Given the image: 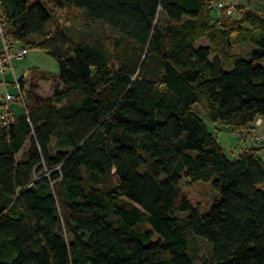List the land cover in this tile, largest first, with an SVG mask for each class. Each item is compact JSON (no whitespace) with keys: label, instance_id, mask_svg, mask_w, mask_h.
<instances>
[{"label":"trees","instance_id":"trees-1","mask_svg":"<svg viewBox=\"0 0 264 264\" xmlns=\"http://www.w3.org/2000/svg\"><path fill=\"white\" fill-rule=\"evenodd\" d=\"M217 3L0 0L5 40L59 68L19 78L28 115L0 124V264H264V148L230 160L208 127L264 119V13L214 22ZM73 9L115 36L47 33ZM41 82H57L52 97ZM184 180L218 199L202 211ZM192 239L210 248L203 262Z\"/></svg>","mask_w":264,"mask_h":264},{"label":"rangeland","instance_id":"rangeland-1","mask_svg":"<svg viewBox=\"0 0 264 264\" xmlns=\"http://www.w3.org/2000/svg\"><path fill=\"white\" fill-rule=\"evenodd\" d=\"M217 2V4L223 3L227 6H233L235 8V11L233 12L234 18L239 17L236 11L238 8L237 6L239 5H243L245 10L264 13V4L258 3V1L255 0H217ZM218 8L216 7L217 11L212 10L211 17L214 22L218 17ZM54 14V19L47 28V33L49 34L57 28H63L66 30L68 37L73 41H93L95 39H107L115 36L114 32L105 25L98 22L88 21L84 14L79 10H63L57 11ZM232 38V52L247 55L250 51V45L247 43L235 42V35H233ZM197 44L198 46L208 45V41L206 38H202ZM34 68L48 72L52 75H58L59 70L57 62L52 57L35 47L30 49L26 58L20 61H14V71L18 79L25 77L26 80H29L31 70ZM16 84L17 83L14 82V77L10 72L0 75V98H4L7 93L16 95L18 93V87ZM28 84L29 82L26 84V88L30 87ZM56 85L57 82L39 83L37 95L43 98L52 97ZM60 87L62 88L63 86ZM24 92L26 95V101L28 102V93L25 89ZM70 100L72 101H70L71 103H78V99L74 94L70 96ZM11 107L16 115L23 113V109L19 103H14ZM208 127L211 132L217 135L225 149L226 156L230 160L237 159L247 148H253L256 146L264 148V119L261 122V125L257 126V124L254 123L247 130H232L230 127H224L221 124H209ZM26 149H28V145L17 155L18 159L23 157ZM181 188L191 203L193 205H199L202 211L208 210L214 201L218 199V195L212 190L210 184H189L187 180H184L181 183ZM191 251L192 255L197 258L196 263H200L209 256L210 248L201 239H192Z\"/></svg>","mask_w":264,"mask_h":264},{"label":"built area","instance_id":"built-area-1","mask_svg":"<svg viewBox=\"0 0 264 264\" xmlns=\"http://www.w3.org/2000/svg\"><path fill=\"white\" fill-rule=\"evenodd\" d=\"M219 7V8H218ZM218 12L225 10L228 15L233 13V7L227 6L223 3L218 4ZM5 25L0 19V75L10 72L14 77V82L17 83L18 93L16 95L7 93L5 97L0 98V124L8 126L15 122L17 115L13 112L12 104L19 103L23 109V113L28 115V102L24 89L19 85V79L16 77L14 71V61H20L26 58L30 48L22 43L7 42L4 38ZM263 121L259 118L255 124L261 125Z\"/></svg>","mask_w":264,"mask_h":264},{"label":"crops","instance_id":"crops-1","mask_svg":"<svg viewBox=\"0 0 264 264\" xmlns=\"http://www.w3.org/2000/svg\"><path fill=\"white\" fill-rule=\"evenodd\" d=\"M17 116H19V115H17Z\"/></svg>","mask_w":264,"mask_h":264}]
</instances>
